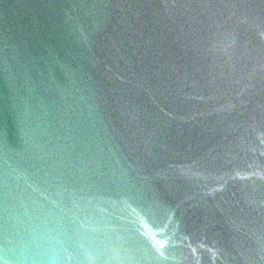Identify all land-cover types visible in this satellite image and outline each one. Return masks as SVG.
<instances>
[{"label":"water","instance_id":"1","mask_svg":"<svg viewBox=\"0 0 264 264\" xmlns=\"http://www.w3.org/2000/svg\"><path fill=\"white\" fill-rule=\"evenodd\" d=\"M0 264H264V0H0Z\"/></svg>","mask_w":264,"mask_h":264}]
</instances>
